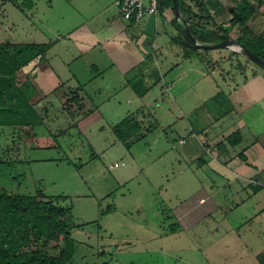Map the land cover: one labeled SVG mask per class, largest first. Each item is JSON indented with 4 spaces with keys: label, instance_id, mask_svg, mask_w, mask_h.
<instances>
[{
    "label": "rangeland",
    "instance_id": "obj_1",
    "mask_svg": "<svg viewBox=\"0 0 264 264\" xmlns=\"http://www.w3.org/2000/svg\"><path fill=\"white\" fill-rule=\"evenodd\" d=\"M46 1L39 0L44 12L30 20L18 9L25 8L27 0H0V40L26 42L64 29L55 12L46 9ZM201 1L212 16L202 23L209 29L223 25L228 37L236 40L244 25L233 20L228 7L239 12L251 5L255 13L247 22V40L255 43L259 36L264 37V0ZM178 24L185 28L183 19ZM201 50L204 67L211 75L200 84L202 96L215 94V79L223 85L235 76L264 71L237 45ZM95 74L91 71L90 76ZM219 92V100L210 97L196 109H190L191 103L185 107L181 100L172 102L170 98H161L159 106L147 101L148 109L129 117L141 125L135 137L140 139L131 147L115 132L124 114L132 110L129 103L123 117L106 110L102 123L85 119L82 132L65 124L67 132L58 134L57 140L50 137L45 124L36 126L35 133L31 128L0 127V189L39 195L71 207L75 264H248L247 259L222 250L224 236L217 229L220 212L194 226L180 225L175 216V211L195 205L201 196H205L204 203L208 202L205 206L220 204L224 198L226 205L241 199L225 187L227 181L215 172L210 161L217 150H208L210 155L206 150L217 142L216 137L210 141L200 129L196 135L186 134L174 124L178 120L184 126L191 120L202 127V118L207 125H214V118L219 116L216 106L225 100L222 89ZM100 124L106 127L100 128ZM182 135L185 138L180 139ZM54 244L61 247L62 241ZM51 252L58 253L59 249Z\"/></svg>",
    "mask_w": 264,
    "mask_h": 264
},
{
    "label": "crops",
    "instance_id": "obj_2",
    "mask_svg": "<svg viewBox=\"0 0 264 264\" xmlns=\"http://www.w3.org/2000/svg\"><path fill=\"white\" fill-rule=\"evenodd\" d=\"M116 1L56 0L54 4L47 0L46 9L55 12L64 29L35 40L11 42L50 44L44 56L32 60L19 72L20 88L54 140L67 132L65 124L82 132L85 119L90 117L102 123L106 110L122 116L128 103L132 110L121 121L136 111L148 109L149 100L158 106L161 98L181 100L185 107L191 103L190 109H196V105L218 96L222 89L225 100L216 106L219 116L214 118V125H207L202 118V127L191 120L184 126L178 120L174 124L186 134L196 135L200 129L210 141L216 137L217 142L209 144L206 150L209 155V151L217 150L215 157L210 155V161L215 172L227 181L225 187L241 199L226 205L224 198L222 204L205 206L208 202L202 203L205 196H201L195 205L175 211V216L180 225L194 226L220 212L217 229L224 236L222 250L238 259H247L248 264H264V71L235 76L223 85L215 79V94L202 96L200 84L211 75L200 57L187 54L175 42L181 32L175 11L166 8L157 15L129 22L122 18ZM26 3L25 8L18 9L33 20L34 14L42 11L40 2ZM94 70L95 76H90ZM134 83L142 94L134 89ZM96 99L105 102H93ZM232 135L233 142H229ZM183 138L184 135L180 136ZM220 144H224L223 148ZM200 161L205 163L202 158Z\"/></svg>",
    "mask_w": 264,
    "mask_h": 264
},
{
    "label": "trees",
    "instance_id": "obj_3",
    "mask_svg": "<svg viewBox=\"0 0 264 264\" xmlns=\"http://www.w3.org/2000/svg\"><path fill=\"white\" fill-rule=\"evenodd\" d=\"M178 4L190 33L178 24L181 32L174 40L187 54H196L203 61L202 50L194 45L192 38L200 43H219L228 37V31L223 25L209 29L202 23L211 20L212 16L201 0H178ZM165 8L174 10L173 0H160V11ZM236 13L241 17L232 13L233 20L244 25L237 40L264 58V37L259 36L255 43L247 40L250 32L247 22L254 15V8L248 5ZM49 47L48 43H0V127L33 129L43 123L20 88L18 75L32 60L44 56ZM133 87L142 94L137 84L134 83ZM219 95L215 99L219 100ZM140 130L139 123L125 118L115 132L131 147V143L140 139L135 138ZM232 139L233 135L228 137L229 142H233ZM74 228L71 207L59 206L52 199L45 200L39 195L0 189V264H75L76 243L71 235ZM59 241H62L61 247L51 245ZM51 249H59V252L53 253Z\"/></svg>",
    "mask_w": 264,
    "mask_h": 264
},
{
    "label": "built area",
    "instance_id": "obj_4",
    "mask_svg": "<svg viewBox=\"0 0 264 264\" xmlns=\"http://www.w3.org/2000/svg\"><path fill=\"white\" fill-rule=\"evenodd\" d=\"M116 5L122 18L129 22L141 21L147 16L157 15L160 11V0H117ZM181 142L184 143L185 139Z\"/></svg>",
    "mask_w": 264,
    "mask_h": 264
},
{
    "label": "water",
    "instance_id": "obj_5",
    "mask_svg": "<svg viewBox=\"0 0 264 264\" xmlns=\"http://www.w3.org/2000/svg\"><path fill=\"white\" fill-rule=\"evenodd\" d=\"M173 8L175 11V15H176V19L180 20L183 19V22L185 23V30L187 33L189 32V28L187 26L186 21L184 20V18L182 17V14L180 12V8H179V4H178V0H173ZM230 11L236 14L237 18L241 17V14L236 13L235 8L234 7H229ZM194 41V45L198 48L201 49H205V50H215V49H221V48H225V47H229L230 45H237L239 46L245 54H247L255 63H257L259 66H261L264 69V58H262L261 56L257 55L256 53L252 52L250 49H248V47H246L245 45H243L242 43H240L238 40L236 39H231L230 37H227L225 40L219 42V43H213V44H209V43H200L198 42L195 38H192Z\"/></svg>",
    "mask_w": 264,
    "mask_h": 264
}]
</instances>
